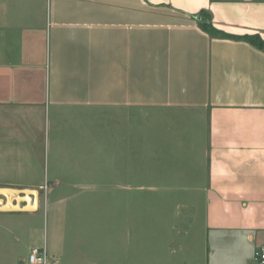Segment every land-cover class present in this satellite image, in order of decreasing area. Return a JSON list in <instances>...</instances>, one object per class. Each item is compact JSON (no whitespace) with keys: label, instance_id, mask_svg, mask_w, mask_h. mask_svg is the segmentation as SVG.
Segmentation results:
<instances>
[{"label":"crops","instance_id":"crops-1","mask_svg":"<svg viewBox=\"0 0 264 264\" xmlns=\"http://www.w3.org/2000/svg\"><path fill=\"white\" fill-rule=\"evenodd\" d=\"M200 11L264 40V0H0V189L27 209L4 195L0 214L42 211L49 264H242L264 247V53L210 37ZM185 142L205 179L143 186L148 143Z\"/></svg>","mask_w":264,"mask_h":264},{"label":"rangeland","instance_id":"rangeland-1","mask_svg":"<svg viewBox=\"0 0 264 264\" xmlns=\"http://www.w3.org/2000/svg\"><path fill=\"white\" fill-rule=\"evenodd\" d=\"M190 122L182 121L178 123L176 129L168 123L157 124L150 119L136 118L131 120V127H140L145 129L150 133V130L154 131L159 129L161 133H171L174 134H185L191 129L189 126ZM174 130V131H173ZM176 132V133H175ZM176 136H173L175 139ZM170 136H163V139H169ZM186 139V136L181 137ZM178 136V139H181ZM135 138L132 139L134 141ZM149 139V137H148ZM182 141V140H181ZM179 144V142H177ZM162 146H153L150 143L147 145V154L145 159H142V163L145 165V169L151 172L148 174L147 181L143 186L154 187L156 192L164 191H174V190H190L191 188V178L193 173L199 178V182L205 179V166L204 160L199 157L198 154L189 153L188 147L185 142L184 148L181 151H177L173 148L170 143H163ZM134 148L132 143V149ZM133 152V151H132ZM137 153V152H134ZM132 158L133 155H132ZM155 166V167H150ZM140 172V169L132 168L131 175L132 181L130 184L132 186L137 183L135 182L136 177H134L135 172ZM142 179H144L141 176ZM137 184L135 186L141 185ZM0 195V199H2ZM12 202L19 201L16 199L15 194H9L6 196ZM14 199H16L14 201ZM20 202V201H19ZM174 202V201H173ZM187 202V201H182ZM181 202V203H182ZM8 202L4 203L3 207H6ZM24 204L20 202V207L23 208ZM175 206L171 205L170 210L174 209ZM7 209V208H3ZM44 239V221L42 217V211L39 212L35 217H29L25 214H0V262L13 264L16 260H26L31 248L40 247L43 245ZM235 251L234 247L230 248ZM243 258L247 260L242 264H256L252 259V250L249 249V245L243 247ZM249 259V260H248Z\"/></svg>","mask_w":264,"mask_h":264},{"label":"trees","instance_id":"trees-1","mask_svg":"<svg viewBox=\"0 0 264 264\" xmlns=\"http://www.w3.org/2000/svg\"><path fill=\"white\" fill-rule=\"evenodd\" d=\"M196 17L198 18V25L200 29L210 37L245 42L264 53V40L258 34L243 36L228 35L216 30L212 26V16L210 13L200 11Z\"/></svg>","mask_w":264,"mask_h":264},{"label":"built area","instance_id":"built-area-1","mask_svg":"<svg viewBox=\"0 0 264 264\" xmlns=\"http://www.w3.org/2000/svg\"><path fill=\"white\" fill-rule=\"evenodd\" d=\"M45 245L32 248L29 252L27 264H49ZM256 264H264V247H261L254 253Z\"/></svg>","mask_w":264,"mask_h":264},{"label":"bare ground","instance_id":"bare-ground-1","mask_svg":"<svg viewBox=\"0 0 264 264\" xmlns=\"http://www.w3.org/2000/svg\"><path fill=\"white\" fill-rule=\"evenodd\" d=\"M13 193L11 190H3V189H0V194H5V195H8V194H11ZM26 194L28 195L29 193L26 192ZM9 200V199H8ZM8 202V201H7ZM17 205H15L14 207H16ZM33 208V207H32ZM19 208H14L13 210H18ZM34 209V208H33Z\"/></svg>","mask_w":264,"mask_h":264},{"label":"water","instance_id":"water-1","mask_svg":"<svg viewBox=\"0 0 264 264\" xmlns=\"http://www.w3.org/2000/svg\"><path fill=\"white\" fill-rule=\"evenodd\" d=\"M12 191V190H11ZM14 194H17V192L16 191H12ZM24 194H26V192L24 193ZM0 195H5V194H0ZM26 208V206L25 207H23V208H21V209H18L17 211H27V209H25Z\"/></svg>","mask_w":264,"mask_h":264}]
</instances>
